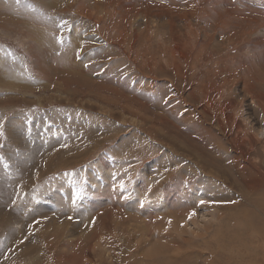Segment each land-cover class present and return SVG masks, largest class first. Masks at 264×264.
<instances>
[{
	"label": "rangeland",
	"instance_id": "1",
	"mask_svg": "<svg viewBox=\"0 0 264 264\" xmlns=\"http://www.w3.org/2000/svg\"><path fill=\"white\" fill-rule=\"evenodd\" d=\"M0 133V264H264V0H0Z\"/></svg>",
	"mask_w": 264,
	"mask_h": 264
},
{
	"label": "bare ground",
	"instance_id": "2",
	"mask_svg": "<svg viewBox=\"0 0 264 264\" xmlns=\"http://www.w3.org/2000/svg\"><path fill=\"white\" fill-rule=\"evenodd\" d=\"M52 158V157H51ZM50 159V158H49ZM46 162H48V161H46ZM53 162V161H52ZM49 163H51V162H49ZM250 262H252V261H250ZM252 264V263H251Z\"/></svg>",
	"mask_w": 264,
	"mask_h": 264
},
{
	"label": "snow or ice",
	"instance_id": "3",
	"mask_svg": "<svg viewBox=\"0 0 264 264\" xmlns=\"http://www.w3.org/2000/svg\"><path fill=\"white\" fill-rule=\"evenodd\" d=\"M0 134H2V133H0ZM194 214V213H193Z\"/></svg>",
	"mask_w": 264,
	"mask_h": 264
}]
</instances>
